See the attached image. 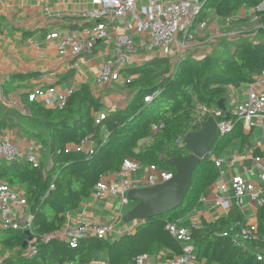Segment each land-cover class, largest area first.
<instances>
[{
  "label": "trees",
  "instance_id": "trees-1",
  "mask_svg": "<svg viewBox=\"0 0 264 264\" xmlns=\"http://www.w3.org/2000/svg\"><path fill=\"white\" fill-rule=\"evenodd\" d=\"M201 2L200 21L211 11L226 20L246 9L256 10L259 26L234 41L231 55L188 57L180 62L157 57L123 70L125 78L132 79L126 86L136 92L125 109L110 112L100 124H96V118L103 112V104L87 85L74 91L62 110L29 102L28 95L24 96L29 119L42 128L35 136L51 164L44 171L42 163L34 167L26 160L0 163V182L11 187L27 186L26 209L32 217V246L36 250L27 257L24 243L29 236L23 230L0 228V247L8 255L2 264H90L102 253H108V264H133L140 255L161 251L180 257L186 246L193 248V264H264V205L256 213V234L244 246L235 240V235L247 228L244 212L237 206L213 222L203 219L194 225L186 220L200 208V199L220 177L213 158H221L235 141L247 137L243 121L224 111L218 121H232L234 128L220 135L210 154L197 166L191 189L178 209L137 226L134 233L114 242L96 236L81 238L76 247L61 238L43 241L64 227L66 214L78 209L106 175L120 172L125 160L175 175L176 169L165 161L189 154L180 142L188 133L199 130L191 127L198 106L219 108L221 100L227 101V87L251 85L264 72V0ZM155 93L159 95L151 103L144 102ZM8 126L5 119L0 120V133ZM154 127L159 132L154 133ZM103 128L107 138L101 134ZM86 139L92 142L93 155L68 148ZM254 155L262 156L258 150ZM52 185L54 190L50 189ZM172 223L191 229L187 242L170 234L167 225Z\"/></svg>",
  "mask_w": 264,
  "mask_h": 264
},
{
  "label": "crops",
  "instance_id": "crops-1",
  "mask_svg": "<svg viewBox=\"0 0 264 264\" xmlns=\"http://www.w3.org/2000/svg\"><path fill=\"white\" fill-rule=\"evenodd\" d=\"M93 0H0V120L5 119L7 114H19L32 128L19 130L17 127L8 126L3 129V137L17 145L23 152H36L40 163L43 145L35 136L42 131L41 127L34 126L29 119L30 114L24 103V96L38 89L56 87L59 92L67 90H79L87 85L93 95L99 98L103 104V111L109 114L118 109H125L136 92L121 83H111L103 87L96 86L97 74L105 62L114 55L117 38L123 31L125 21L108 24V37L104 40H96L92 30L95 23L83 18L81 12L94 9ZM175 0H137L140 12L164 8ZM250 13L241 9L229 19L216 16L214 11L209 12L207 17L196 24L198 37L190 44L186 57L201 58L207 55L220 54L231 55L234 53V39L230 34L235 32H251L258 28L257 19L243 21V16ZM206 22L207 28L201 29L198 23ZM58 34L59 38H51L52 34ZM241 35V36H242ZM75 36L83 42L85 50L82 54L74 56L70 48H66L65 55L60 54L59 46L61 39ZM142 36L135 35L134 41L139 43ZM238 41V40H237ZM178 46L169 51V55H176ZM166 57L161 51H149L141 48L130 58L128 68L139 67L157 58ZM172 62L175 59L172 58ZM125 77V75L123 74ZM253 84H244L238 88L227 87V111L233 112L246 100L248 92ZM258 88L264 93V85ZM44 98H39L38 103L45 106ZM46 107V106H45ZM48 108V107H47ZM50 109V108H49ZM6 121V120H5ZM245 128V127H244ZM246 139L235 141L221 156L224 160L225 176L219 177L203 196L206 203L191 213L186 220L194 225H199L204 219L213 222L227 213L220 212L214 207V201L219 197L218 187L234 176H241L259 186L263 183L259 178V170L254 162V151H260L264 163V120L258 126L248 130ZM32 134V140L27 139L26 134ZM104 138L108 137L106 129H102ZM45 151V150H44ZM48 156V153L45 152ZM50 158V156H48ZM235 157V161L233 158ZM50 164L51 160L49 159ZM234 162V163H233ZM147 166L130 175L134 182H143L148 174ZM101 183L114 185L120 183L118 173L106 175ZM264 188V186H263ZM13 189L22 196H26L27 186H13ZM235 205L236 199L230 194ZM133 204L123 206L119 198L107 195L97 198L94 191L87 198H83L81 205L75 211L66 214V223L59 231L60 235L70 240L76 229L84 224H94L100 227H111L106 240L114 242L120 240L118 235L133 223H126L125 217ZM245 215L247 225H256V213L258 207L245 199V206L241 208ZM22 219L30 213L26 210L15 211V216ZM134 233V231H133ZM108 253H102L98 259L90 264H108ZM7 258L0 247V264ZM176 256L161 251L150 255V264H170Z\"/></svg>",
  "mask_w": 264,
  "mask_h": 264
},
{
  "label": "built area",
  "instance_id": "built-area-1",
  "mask_svg": "<svg viewBox=\"0 0 264 264\" xmlns=\"http://www.w3.org/2000/svg\"><path fill=\"white\" fill-rule=\"evenodd\" d=\"M92 3L95 8L84 10L81 12V15L83 18L97 23L92 30V34H94L96 40H104L108 37V24L125 21L123 31L117 38L113 57L102 65L97 74L96 86L99 88L111 83L129 84L132 79L125 78L122 71L128 68L130 58L141 48H146L152 52L161 51L165 54L166 58H173L175 62H180L187 58L186 53L190 49V44L198 37L195 27L204 6L201 0H175L162 9L140 12L137 0H93ZM249 12L243 18L248 17L251 20H256V10ZM198 27L205 29L207 28V23L200 22L198 23ZM135 35L142 36L143 40L136 43L134 41ZM241 35L240 32H235L230 34V37L237 41ZM51 38L56 39L59 37L55 33L51 35ZM84 45L75 36L63 38L59 46L60 54L65 55L66 48H70L72 54L78 56L85 50ZM176 46H178L176 55H169V51ZM259 85H264V72L253 83L243 104L235 111L230 112V114L237 116L239 120L243 121L244 127L248 130L258 126L264 120V93L258 88ZM73 92V90L59 92L56 87H50L45 90L38 89L30 93L28 98L29 102H38L39 98H44L45 102L43 104L46 107L62 110ZM158 95L159 93H155L153 96L146 97L144 102L149 104ZM197 110L198 112L194 116V121L191 125L192 128H200L201 123L206 121L203 120L204 117H207V119L213 117L217 121V128L220 135H225L233 130L234 124L232 121H218V118L223 116L221 109L198 106ZM107 115L106 112H101L96 118V124H100L101 121L105 120ZM153 130L154 133L159 132L158 127H154ZM180 144L183 147L182 141ZM68 148L76 149V151L85 153L86 155L94 154L92 142L88 139L82 141L78 146H69ZM213 159L219 168L220 177H224L226 173L223 169V158ZM20 160H26L33 164L34 167H38L40 164L36 152H21L17 145L3 137L0 133V163H12ZM233 161H235V157ZM254 162L259 170L258 176L264 186L263 159L256 156ZM141 166L137 162L125 160L121 171L118 172L120 183L106 185L100 182L93 190L95 196L97 198H103L107 195H112L119 198L123 206H128L130 200L127 196L131 190L154 187L158 184L168 182L174 177V174L171 172L162 171L155 166H147L148 174L146 179L143 182H134L130 179V175L138 172ZM263 186H257L241 176H234L218 187L219 197L214 201V207L220 212L228 213L234 206L230 197V194H232L236 199L235 205L237 207L244 208L245 199L249 198L250 202L260 208L264 205ZM50 189L54 190V185ZM199 203H206L204 197L200 199ZM26 207L27 199L25 195L22 196L13 187L0 182V228L5 230L28 231L33 235L31 215L23 216L22 219L18 218L17 214L15 216V211L26 210ZM137 226L138 223H133L123 234L118 235V238L126 234H132ZM167 229L172 236L183 242L188 241L191 233V229L180 228L177 223L168 224ZM256 231V225H247V228L242 229L235 235V240L239 245L244 246L256 234ZM109 233H112L111 227H100L94 224L84 223L76 229L70 240L63 238L59 232H56L52 235L45 236L43 241L48 243L53 239L61 238L69 242L72 247H76L77 242L81 238L96 236L106 239ZM25 252L27 257H32L36 253L35 248L32 246V241L28 242ZM195 260L193 248L186 246L185 253L180 257H176L170 264H193ZM149 262L150 255L143 254L138 256L133 264H150Z\"/></svg>",
  "mask_w": 264,
  "mask_h": 264
},
{
  "label": "water",
  "instance_id": "water-1",
  "mask_svg": "<svg viewBox=\"0 0 264 264\" xmlns=\"http://www.w3.org/2000/svg\"><path fill=\"white\" fill-rule=\"evenodd\" d=\"M219 109L230 115L224 99L219 102ZM219 137L217 121L213 117L201 123L199 130L188 133L182 143L189 154L165 161L176 169L173 179L154 187L131 190L127 197L134 205L128 210L125 222L146 225L153 218L178 209L191 189L195 169L210 154ZM25 234L29 240L24 243V248L33 239L30 232Z\"/></svg>",
  "mask_w": 264,
  "mask_h": 264
},
{
  "label": "rangeland",
  "instance_id": "rangeland-1",
  "mask_svg": "<svg viewBox=\"0 0 264 264\" xmlns=\"http://www.w3.org/2000/svg\"><path fill=\"white\" fill-rule=\"evenodd\" d=\"M7 114V117L5 118L6 123L10 126V128L12 127H17L19 130H23V128L26 129H30L32 128L30 126V124H28V122L25 121V119H22L21 116L19 114H10L9 112H5L3 115ZM27 139L32 140V134L27 133L26 134ZM34 138V137H33ZM46 151H42L41 152V162L44 168V171H46L48 169V167H50V162L49 161V155L47 156L45 154Z\"/></svg>",
  "mask_w": 264,
  "mask_h": 264
}]
</instances>
